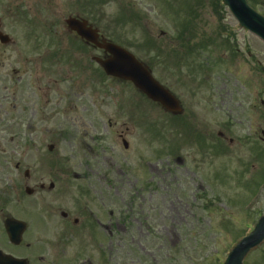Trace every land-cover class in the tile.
Wrapping results in <instances>:
<instances>
[{
    "label": "rangeland",
    "instance_id": "374dc122",
    "mask_svg": "<svg viewBox=\"0 0 264 264\" xmlns=\"http://www.w3.org/2000/svg\"><path fill=\"white\" fill-rule=\"evenodd\" d=\"M250 3L264 14V0ZM20 4L27 12L26 2ZM29 6L36 8L23 16L32 22L31 36L44 39L38 26L51 14L64 41L58 59L70 53L75 60L55 66V43L37 42L33 54L22 38V22L16 21L14 35L7 30L15 45H0V92L7 86L14 91V100L4 102L17 120L0 122V213L33 220L26 240L37 242L42 264H52L48 247L39 244L48 239L38 233L46 230L37 224L44 219L40 208L55 207L52 198L79 197L75 184L82 181L62 171H91L99 197L115 211V237L96 238L108 264H222L264 212V45L237 27L220 0H30ZM48 9L49 15L41 13ZM70 13L147 62L158 82L182 101L178 119L128 85L96 75L87 62L96 53L89 48L68 52L71 37L61 26ZM186 43L201 49L185 68L176 65L172 49ZM9 89L2 95L11 97ZM204 102L208 111H201ZM202 132L212 134L209 150L194 141ZM25 187L34 193L27 196ZM244 264H264V245Z\"/></svg>",
    "mask_w": 264,
    "mask_h": 264
},
{
    "label": "flooded vegetation",
    "instance_id": "af4514ba",
    "mask_svg": "<svg viewBox=\"0 0 264 264\" xmlns=\"http://www.w3.org/2000/svg\"><path fill=\"white\" fill-rule=\"evenodd\" d=\"M25 1L27 6V12L24 11V7H22V4H20V0H14L9 1L8 3L5 2V0H0V36H7L10 31L11 35H14L13 31H17V22L23 23L24 29L23 30V40L27 43L32 44V49H34L33 54L36 51V43H46V44H54L53 39H37L35 36H31L28 27L32 25V22L29 23L26 22V18L23 17L25 14L28 13H36L35 6L30 7V0H22ZM26 16V15H25ZM31 18V16H29ZM14 22L16 24H14ZM7 34V35H6ZM10 36V35H9ZM16 41V40H15ZM64 42V41H63ZM63 42L54 44V45H61ZM15 42H11V39L7 42V46L11 45V47ZM210 44L212 42H209ZM1 45V44H0ZM77 47L74 45L72 49L68 50V52H72L74 54H77L80 52V49L82 47L89 48L91 52H98L95 48H93L91 45L85 43L82 40H78ZM191 43H188L186 48H183V44L180 46H177V49L174 47V52H183L185 56H187L190 59L194 58L197 54L198 49H201V46L198 47H190ZM5 46V45H2ZM208 44H204L203 47L207 49ZM31 49V52H32ZM61 53V49L55 48L54 55L57 58L58 55ZM28 56H31V54H27ZM94 54H89L87 56V59L90 60L93 58ZM72 58L71 62L65 61L64 63L72 64L75 60L74 55H71L68 53L66 55V59ZM27 62V58L25 60V63ZM77 63H74L72 66L75 67ZM93 62L89 63L92 65ZM183 67H188L189 64L183 61V63H180ZM29 66H33L32 63H29ZM96 75H98L97 71ZM191 74V73H190ZM60 75V77H59ZM194 76L193 74H191ZM30 76V74H29ZM204 75L196 76L197 78H202ZM58 77L61 78V67L58 66ZM91 77V76H90ZM63 78V77H62ZM4 78H2L3 81ZM20 79L17 83H20ZM14 85V84H13ZM16 87V85H14ZM9 89V86L3 87V90L0 92V109L2 112V118L1 120H8L12 116V111L9 109V107L6 106L5 100L6 99H14V91H11L9 89L11 97H5L2 95L3 92ZM179 104L182 109V101L178 99ZM201 107L205 111H208L207 109L208 104L207 102H204ZM260 105H263V102H260ZM15 108L14 105H12V109ZM183 113V109H182ZM180 116V115H179ZM203 134H197L193 135L195 142L204 141L205 145L207 146L208 150L212 148V134L208 132H202ZM122 132H117V136L119 138H123L124 135H122ZM205 136V137H204ZM217 140L222 142L225 140V136L222 132L216 133ZM231 142V141H230ZM200 145V144H199ZM62 176H66L67 178H73L78 181H84L80 183V186L78 187V195L79 197H74L72 199L66 200L65 199H58V198H52L51 200L54 202H57L55 207L49 206V209H46L44 206L42 209L44 210V219L37 221L38 226L45 228L46 230H40L38 233L46 235L49 238V241H46V245L49 248V253L47 257L52 258V264H99L92 262L90 260V257L85 261L83 259L84 257V251L88 248L92 249V252L94 251V257H96L97 252L94 249L93 245H95V238L105 236L109 239L115 237L117 233V223L115 219V211L111 209V203L106 198L99 197L101 195V191H97V187L93 182L91 181V176L89 175H82L81 173H78L75 175L71 171H62ZM84 186H87V188H84ZM43 189V188H42ZM53 191V190H51ZM63 202L65 207L60 206V202ZM103 207V208H102ZM7 218L5 214H1L0 216V251L2 253H5L4 249V239H5V232L3 229V222L4 219ZM32 228L36 227V224L32 222L30 224V227ZM115 233V235H114ZM88 243H92L88 244ZM88 244V247L86 248V245ZM15 257L25 258L28 260V264H42L45 260L44 257L39 255L37 251L32 250V246L27 243L25 245H19V246H13L12 252L9 253ZM99 257V256H98ZM92 258V259H93Z\"/></svg>",
    "mask_w": 264,
    "mask_h": 264
},
{
    "label": "water",
    "instance_id": "95a60500",
    "mask_svg": "<svg viewBox=\"0 0 264 264\" xmlns=\"http://www.w3.org/2000/svg\"><path fill=\"white\" fill-rule=\"evenodd\" d=\"M229 8L241 28H245L264 42V18L253 11L246 0H222ZM69 27L78 35L103 49L110 56L105 60L97 59L107 75L131 80L134 85L146 93L153 101L160 102L169 111L177 108L176 102L150 77L149 73L125 50L104 40L97 41L95 31L85 27V23L75 20L68 22ZM11 238L17 239L15 230L9 232ZM264 240V214L258 219L253 230L241 239L229 252L223 264H242L246 255ZM240 246V247H239ZM239 247V248H238ZM236 248H238L236 250ZM236 250V251H235ZM235 251V252H234ZM234 252V253H233Z\"/></svg>",
    "mask_w": 264,
    "mask_h": 264
},
{
    "label": "bare ground",
    "instance_id": "6f19581e",
    "mask_svg": "<svg viewBox=\"0 0 264 264\" xmlns=\"http://www.w3.org/2000/svg\"><path fill=\"white\" fill-rule=\"evenodd\" d=\"M239 247H240V246H239ZM239 247H238V248H239ZM238 248H236V250H237ZM236 250H235V251H236ZM235 251H234V252H235ZM234 252H233V253H234Z\"/></svg>",
    "mask_w": 264,
    "mask_h": 264
}]
</instances>
